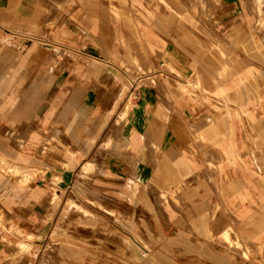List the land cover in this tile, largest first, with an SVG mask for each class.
I'll list each match as a JSON object with an SVG mask.
<instances>
[{
	"label": "rangeland",
	"instance_id": "rangeland-1",
	"mask_svg": "<svg viewBox=\"0 0 264 264\" xmlns=\"http://www.w3.org/2000/svg\"><path fill=\"white\" fill-rule=\"evenodd\" d=\"M206 1L207 6L203 11L193 12L183 0H176L174 8L177 11L175 38L179 42L190 39L198 60L204 58L203 63L209 65L206 68L207 79H196L192 92L183 87L176 91L179 98L172 95L176 102L185 96L187 104L195 105L193 112L196 113L192 118L186 117V131H172L171 141H168L172 145L149 146L145 140L136 141L133 137L131 126L134 109L139 104L138 92L152 84L165 95L159 77L154 78L158 73L154 72L158 71L161 63H167L158 50L148 49L137 34L134 39L132 36L130 49L109 48L106 52V60L114 61L128 73L124 83L113 85L108 78L94 83L82 81V84L57 82L49 98L42 104L45 106L49 103L56 108L49 125L40 131L31 127L19 131L16 127L13 130L0 129V145L3 148L9 142L16 151H28L34 157L26 173L28 176L21 178L8 169V164L4 163L5 157L0 155V183L8 177L9 186H40L46 187L48 191L44 216L46 223L39 222L27 229L10 222L2 210L3 196L0 195V264H21L29 251H38L40 254L39 258L33 260L34 264H149L151 260L160 261V264H242V261L264 264V250L263 257H253L242 237L238 239L237 245L231 247L210 243L203 237L197 216L205 215L214 204L219 207L217 218L215 221L204 218L206 226L215 235L219 234L226 226L223 224L225 207L227 217L230 216V227L238 233V227L233 224L228 211L231 204L222 201L219 190L222 180H236L238 175H231L225 171L227 168L218 173L209 172L208 161L191 128L193 119L201 112L209 111L212 105L227 107L235 116L237 134L233 139L237 147H240L241 136L253 147L261 143L264 114L257 109V103L251 101L248 104L249 111L253 113L252 121H248L239 105V100L245 94H237L236 101L226 102L212 91L215 83L220 88L228 84L239 85L236 72L246 73L249 67L254 66L264 74V44L258 46L253 39V33L264 38L261 31L253 28L254 18L256 24L264 27V0L258 13L250 12L244 0ZM153 2L165 21L173 12L166 0H136L135 3L120 0L118 3L113 2L112 8L118 17L117 21L125 25H128L126 17L132 15L136 31L142 28L137 19L138 12L149 9V4ZM52 19V16L48 17L41 26L53 29ZM182 20L194 28L192 33L182 26ZM155 25L160 26L159 22ZM208 40L214 45H207ZM4 44L13 47V43ZM65 70L62 66L58 72L64 74ZM187 92L193 93L192 98L187 96ZM82 95H86V98L82 99ZM89 96L93 98L96 112L82 114ZM65 108H70L72 115L70 124L62 129L65 122L58 120V112ZM79 112L83 118L82 130H78L76 124ZM102 115L107 120L111 118L109 126L96 146H87L89 129L92 127L89 122ZM221 128L225 132L226 124ZM33 133L37 135L32 136ZM108 138L111 141L106 146L104 142ZM134 142L136 144L133 146ZM28 143L32 145L27 146ZM53 147L62 148L64 152L59 155L51 150ZM230 150L226 144L220 147L222 152L229 153ZM177 156L188 159L192 164L190 177L176 178L182 172L173 163ZM165 158L166 163L161 164ZM245 162L248 164L249 160ZM256 163L264 172L258 155ZM246 173V179L251 181V188L246 190L250 192L252 203L257 204L260 197L264 198V186L261 187L257 182L259 174ZM175 178L176 181H173ZM4 183L0 186H4ZM92 199L100 201L102 207L92 203ZM71 202L89 215L84 216L78 210L67 213ZM246 205L257 212L254 206ZM257 206H260V202ZM58 208L54 217L55 225L46 232L47 221ZM254 218L257 223L263 220L259 216ZM5 223L9 224L8 228ZM41 227L44 228L36 237ZM56 228H60V232ZM249 228L258 230L264 226H241L243 231ZM113 232L119 233L122 239ZM9 242L22 244L25 249L13 257ZM127 251L134 254L133 257ZM155 254L161 258H152Z\"/></svg>",
	"mask_w": 264,
	"mask_h": 264
},
{
	"label": "crops",
	"instance_id": "crops-1",
	"mask_svg": "<svg viewBox=\"0 0 264 264\" xmlns=\"http://www.w3.org/2000/svg\"><path fill=\"white\" fill-rule=\"evenodd\" d=\"M127 1L135 3L136 0ZM167 1L168 8L173 12L165 21L162 20V13L153 2L149 4V9L144 8V12H138L137 19L142 24V28L135 31L136 26L132 21V15L126 17L128 25L117 21L118 17L115 16L112 4L120 0H0V44H3L0 46V129L13 130V127H16L19 131L31 127L40 131L49 125L56 108L49 103L45 106L42 104L49 98L57 82L82 84V81L94 83L108 78L113 85L124 83L128 73L119 68L114 61L106 60V52L109 48L111 50L130 49L132 36L134 39L137 34L148 49L158 50L167 63H161L158 71L154 72L158 73L154 78L159 77L158 81L165 95L152 84L146 85L144 90L138 92L139 104L134 109V121L131 126L134 132L133 137L136 141L145 140L149 146L161 147L168 143L172 145L168 142L171 141L172 131H186V117L192 118L196 114L193 112L195 105L187 104L185 96L183 100L176 102L172 95L177 97L176 91H180L183 87L192 92L196 79H207L206 68L209 64L203 63L204 58L198 60V56L191 47L190 39L179 42L175 38L176 0ZM183 2L193 12L203 11L207 6L206 0H183ZM244 3L250 12L258 13L262 0H244ZM116 9L118 14L119 10ZM50 16L53 18V29L42 27V22ZM254 21V30L261 31L264 35V27L256 24L255 18ZM157 22L160 26L155 25ZM182 26L190 33L194 30L183 20ZM253 36L256 45L264 44L263 36L255 33ZM215 38L218 39L219 36L216 35ZM206 42L209 46L214 45L210 40ZM4 43H13V47L9 48ZM62 66L66 69L64 74L58 72ZM236 74L239 85L228 84L220 88L215 83L212 92L215 96H222L226 102H234L237 100V94L242 96L245 94L239 100V105L244 110L246 119L252 121L253 113L248 109L251 101L257 103V109L264 114V74L254 66L249 67L246 73L236 72ZM93 91L95 93L96 88ZM246 92L251 95H247ZM192 94L187 92L189 98H192ZM84 98L86 95H82V99ZM93 103V98L89 96L86 105L82 108V114L95 113ZM58 114L60 115L58 120L65 122L62 127L65 129L71 121L70 108H65ZM107 119L102 115L89 122L92 127L89 129L87 146L97 145L111 121V118ZM147 119H149L148 122ZM234 119L235 116L227 107L220 108L212 105L209 111H203L193 119L191 128L199 148L208 161V171L218 173L227 168L225 171L231 175H238L236 180L228 181L223 178L225 180L219 183L222 201H228L231 204L228 211L233 224L238 227V233L236 234L230 227V216L227 217L225 207L223 224L226 226L221 232L215 235L211 228L206 226L204 218L214 221L217 218L219 212L217 204L211 206L205 215L198 214L197 218L203 237L210 243L231 247L233 244L237 245L238 239L242 237L249 253L258 258L263 257L264 228H258V230L249 228L243 231L241 226H264V198L260 197L258 201L260 206H257L258 202L253 204L250 192L246 190L248 187L251 188V181L246 179V172L259 174L260 179L257 182L261 187L264 186V172H261L256 163L258 155L264 167V135L261 136V143L255 147L241 136L240 147H237L233 139V136L237 134ZM82 120L79 112L76 120L78 130H82ZM223 124L227 126L225 132L221 128ZM36 135V133L32 134V136ZM110 141L111 139L108 138L104 145H109ZM135 144L134 142L132 145ZM224 144L231 149L229 153L220 151V147ZM31 145L32 143L27 144V146ZM175 145H178L177 142ZM51 150L59 155L64 152L62 148L53 147ZM0 155L5 157L4 163L8 164V169L13 174L21 178L28 176L26 173L29 172L34 161L31 153L18 152L14 145L8 142L5 148L0 145ZM246 159L249 160L248 164L245 162ZM165 163L166 158L161 164ZM173 163L182 171L176 178L190 177L193 166L188 159L177 156ZM176 178L173 181H176ZM8 181L9 178L6 177L0 183L1 185L6 182L4 186H0V195L3 196L2 210L10 222L24 226L26 229L38 225L39 222L44 223L48 193L46 187L9 186ZM91 202L102 207L98 200L92 199ZM247 203L254 206L257 212L252 211V208L246 205ZM59 209L47 221L46 232L55 225L54 217ZM40 210L44 212L39 213ZM73 210H78L84 216L89 215L87 211L71 202L67 213ZM254 216L262 217L263 220L257 223ZM248 219L249 223H247ZM5 226L8 228L9 224L5 223ZM44 227L38 229L36 237ZM56 230L60 232V228ZM113 234L122 239L119 233L113 232ZM9 246L13 248L11 251L13 257L25 249L24 245L12 242H9ZM127 254L132 257L134 255L128 251ZM39 257L38 251H29L22 258L21 264H34L33 260ZM152 258L160 259L161 256L155 254ZM149 264H160V261L157 263L156 260H151ZM242 264L247 263L242 261Z\"/></svg>",
	"mask_w": 264,
	"mask_h": 264
}]
</instances>
